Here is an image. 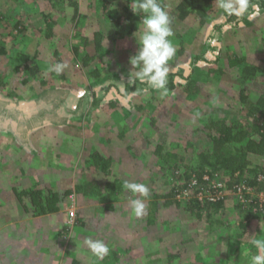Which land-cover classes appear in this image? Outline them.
Listing matches in <instances>:
<instances>
[{"label":"rangeland","instance_id":"obj_1","mask_svg":"<svg viewBox=\"0 0 264 264\" xmlns=\"http://www.w3.org/2000/svg\"><path fill=\"white\" fill-rule=\"evenodd\" d=\"M164 1L176 48L169 72L177 74L161 97L142 88L124 94L121 87L129 80V58L139 51L138 24L132 32L117 25L130 0H0V264H70L74 257L86 264H205L200 261L212 254L206 264H250L253 236L264 238V210L240 196L259 203L264 190H243L238 172L213 170L208 162L215 157L203 154L214 152L220 120L232 125L236 119L247 131L232 144L259 142L263 121L241 91L249 100L264 98V0H255L236 26L223 27L214 51L199 46L229 14L212 0L203 15L180 19L174 10L182 0ZM20 53L30 61H19ZM57 62L68 64L61 75L50 71ZM33 64L39 65L33 75L17 68ZM248 160L261 173L264 153ZM247 169L244 177L256 178ZM81 173L83 182L100 179L86 183L83 197L71 192L66 205V190L82 181ZM125 180L150 189L141 218L132 215ZM119 181L122 189L108 196ZM212 197L224 200L213 219L191 212L194 199ZM43 205H59L64 227L56 226V215H44ZM88 237L104 240L109 255L94 257L83 245ZM222 237L236 239L233 252Z\"/></svg>","mask_w":264,"mask_h":264},{"label":"clouds","instance_id":"obj_2","mask_svg":"<svg viewBox=\"0 0 264 264\" xmlns=\"http://www.w3.org/2000/svg\"><path fill=\"white\" fill-rule=\"evenodd\" d=\"M216 6L223 13L237 17L250 14V0H215ZM131 11L140 17L138 30L133 33L139 51L129 58L131 70L128 73L129 84L137 82L144 87L142 92L155 90L161 97L168 94L169 62L174 58L176 48L173 41V17L162 5L160 0H130ZM68 64L57 62L50 68L57 75L63 74ZM124 189L131 194L128 200L132 215L141 218L146 214L145 200L150 195V189L145 183L125 180ZM261 233H264V220L260 224ZM251 243L257 252L250 257V264H264V238H255ZM83 245L98 260L109 255L111 249L102 239L85 238Z\"/></svg>","mask_w":264,"mask_h":264},{"label":"trees","instance_id":"obj_3","mask_svg":"<svg viewBox=\"0 0 264 264\" xmlns=\"http://www.w3.org/2000/svg\"><path fill=\"white\" fill-rule=\"evenodd\" d=\"M211 1L212 0H182L181 2H179L177 4V7L174 10V13L176 14L178 12V16L180 19H185L189 15L194 14L196 11L198 13H200L201 15H203L205 13L204 8L207 7ZM254 2H255V0H250V4H251L250 12L254 11ZM160 3L162 5L167 6L166 1H164V0H160ZM75 4L77 5L78 3L76 2ZM77 10H78V8H77ZM126 11H127L126 16H123V17L119 16L118 17L117 25L124 24V28H122V29H125L127 27L129 29V32H132L134 27L138 24L137 22H139L140 17L136 16L131 11L129 5L126 6ZM115 12H116V10L115 11L112 10L108 14L112 15ZM242 18L243 17H237L235 15H228L225 23L220 24V25H218V24L215 25V28H213L209 32V35L207 36V40H205V42H203L202 45H200V46L198 45L199 48L203 49V47L206 46L207 49L214 51L216 49V46L213 43L214 37H216L217 34H221V32L224 30L223 27L226 24L230 23L233 26H236L238 24L236 22L241 20ZM123 22H126V23H123ZM47 24L48 25L46 26L45 31L46 32L48 31L49 33L47 32V34H50L51 29H52V23H47ZM122 29L120 28V32L123 31ZM195 38H199V37L196 36ZM19 57H20L19 61H21V62L27 63L30 61V56L27 53H20ZM238 61H239V59L237 58L235 62H238ZM17 68L18 69L25 68L28 71H30V73L33 75L36 73L37 68H39V66L37 64H33L32 66H27V65L17 66ZM255 70H257V68H255ZM176 74L177 73L169 72V76H168L169 82H168L167 87H170L172 89L176 85L175 80H174ZM188 81H190V79H188ZM23 82H26V81H23ZM121 87H124V91H125L124 94H129L130 92H134L138 88H143L144 86L140 85L138 82L136 85H131V84H129V80H127V81L123 82ZM241 98L244 102H246L249 110L252 113H258L259 118L262 119V121H263L261 126L260 125L257 126V129H258L257 131L260 133L259 142L250 138L249 141L245 144L244 143L232 144L234 141L240 142L243 134H246L247 131H244L243 128L240 129V127H241V126H239L240 123L236 119L234 120L232 125H227L226 123L222 122L223 120H220V123L216 126L219 128V131L217 134L213 135V141H214L213 151L214 152L206 153V154L204 153L203 156L208 157V158L213 157V156L215 157V159H211L208 162L210 168H212L213 170H216V168L219 166L218 168L224 167L226 170H229V172H231L230 173L231 175L238 172L237 173V176H238L237 179H241V180L238 181L239 183H236V184L245 183V185L249 186V187L258 185L259 189L264 190V180H258L259 174H261V173L264 174V167L260 168V171L261 170L262 171H261V173H259L258 168H256V167L250 168L247 166L250 162L248 159H249V155L251 153H262V152L264 153V131L260 130V129L264 128V98L260 97L257 101L249 100L248 97L245 95L244 89L241 91ZM234 129H237V131L240 129V131L237 134H233ZM97 158H99V160L101 159L99 154H97ZM106 167L107 166H105V168ZM246 169L253 172L256 175V178H254L253 180L248 179L249 177L245 178L246 176L244 174L246 172L245 171ZM194 170L195 169L192 168V171H194ZM191 172L187 173L188 178L191 177V175H192ZM211 175H213V173H211ZM247 180H250V181L248 182ZM190 182H191L190 179H187V182L183 186L188 188L190 186ZM115 186L113 188V191L115 190L116 192H118L120 189H122L121 181H119L118 183H115ZM95 189H96V187H95ZM115 191L112 192L111 194H109L108 196L114 195ZM172 193H174V192H172ZM249 197H250V195H249ZM50 198H51V200L55 201L56 200V194H53V196H50ZM254 201L256 202V198L252 200L249 207L259 205L258 202L254 203ZM171 202L172 203H174V202L179 203L177 199H172ZM223 205H224L223 198L218 200V201L204 200L203 203L200 200L194 199V202L190 204V210H191V212H195L196 216H198L202 219L204 217H206V219H213V217L217 216L218 213L221 211V208L223 207ZM260 210H262V209H260ZM261 214L264 216L263 211H261L259 215L261 216ZM246 225L247 224H245V223H241V226H243V227H246ZM220 237H219V239H220ZM221 239L223 242H227L228 240H229V242H231L230 247H229L230 251L233 252V250L236 249L237 245H236V243H234L236 241V239H232V238L226 239L225 237H222ZM214 249H215V246L212 249L208 248V250H210L212 253H213V251L216 252V249L215 250ZM240 254H241V252L237 255V259L240 256ZM206 257L204 258V260H201L200 262L201 263H204V262L207 263L208 260L213 261L214 255L213 254L208 255ZM214 261H221V260H218L217 258H215ZM221 262H223V261H221ZM70 264H86V262L84 260H79V259H76L74 257V259L70 262Z\"/></svg>","mask_w":264,"mask_h":264},{"label":"crops","instance_id":"obj_4","mask_svg":"<svg viewBox=\"0 0 264 264\" xmlns=\"http://www.w3.org/2000/svg\"><path fill=\"white\" fill-rule=\"evenodd\" d=\"M39 66V65H38ZM59 156V155H58ZM57 156V157H58ZM47 168H51L52 169V171L54 172L55 170H53V167H52V165H50L49 163H48V165H47ZM74 171L73 172H75V169H73ZM84 174V173H83ZM82 173H81V179H82V181L80 182V183H76L74 186H73V191H72V189L71 188H68L69 190H66L67 192H66V197H65V200H64V202H65V204L66 203H68V202H71V199H73L72 197H70L69 196V194L72 192V194H75V198L77 199V195H79V196H82L84 193H85V190H86V183H90V184H92L93 182H95V185H96V183H97V181L96 180H94V179H100V177H95L94 175L91 177V178H89L88 177V179H92V180H90V181H85V182H83V179H87V177L85 176V175H83ZM78 174H76L75 176H77ZM52 177H49V179H53V182H54V179H57L55 176H53V175H51ZM74 176V175H73ZM73 176H70L72 179H79L78 177L80 176H78V177H76V178H74ZM107 177H109L110 178V176H108V174H107ZM106 177H103V179H105ZM108 178V179H109ZM80 179V180H81ZM25 181H26V179H25ZM26 188V187H25ZM57 189V188H56ZM31 192H34L33 190H31ZM39 192V191H38ZM53 194H56L55 192L53 193ZM96 194V193H95ZM99 194H102V192L100 191L99 192ZM83 197V196H82ZM57 198V197H56ZM58 198L61 200V198L58 196ZM99 198V197H98ZM63 203V202H62ZM67 205V204H66ZM49 206V205H48ZM46 207V205H43V210H42V212L44 213V215H47V214H53V215H56V214H58L59 212H57V211H55V210H58L60 207H59V205H57V206H55V207ZM51 211H53V212H51ZM55 218H56V221H58V224L56 225V226H61V227H64V220H65V216L64 217H62V215H56L55 216ZM78 220V219H77ZM59 222H61L60 224H59ZM54 227V226H53Z\"/></svg>","mask_w":264,"mask_h":264},{"label":"built area","instance_id":"obj_5","mask_svg":"<svg viewBox=\"0 0 264 264\" xmlns=\"http://www.w3.org/2000/svg\"><path fill=\"white\" fill-rule=\"evenodd\" d=\"M258 180H264V174H259V176H258ZM216 185L215 186H218V187H220L221 188V186H223L221 183H215ZM244 186V189L243 190H246V189H248V186H245V185H243ZM238 190L239 191H242V189H241V187L240 188H238ZM244 195H241L240 197H241V201L243 202V203H246L247 202V205H249L248 203L249 202H252V198H250V199H248L247 201H246V199L247 198H245L244 199V197H243ZM214 198L212 197L211 198V200H213ZM259 199V198H258ZM258 209H262V210H264V191H262V197L259 199V206H258Z\"/></svg>","mask_w":264,"mask_h":264}]
</instances>
